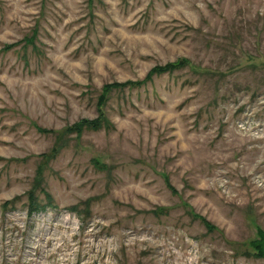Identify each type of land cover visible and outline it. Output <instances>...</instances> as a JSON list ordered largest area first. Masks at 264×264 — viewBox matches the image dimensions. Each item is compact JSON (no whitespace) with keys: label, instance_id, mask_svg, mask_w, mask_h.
<instances>
[{"label":"rangeland","instance_id":"374dc122","mask_svg":"<svg viewBox=\"0 0 264 264\" xmlns=\"http://www.w3.org/2000/svg\"><path fill=\"white\" fill-rule=\"evenodd\" d=\"M259 240L264 0H0V264H264Z\"/></svg>","mask_w":264,"mask_h":264},{"label":"trees","instance_id":"16d2710c","mask_svg":"<svg viewBox=\"0 0 264 264\" xmlns=\"http://www.w3.org/2000/svg\"><path fill=\"white\" fill-rule=\"evenodd\" d=\"M30 43L32 42L31 40H28ZM12 48V46H7V47H4L3 50L4 51H8ZM34 48V47H33ZM191 65V63L189 62V60L187 59H180V60H176L174 62H171V63H167L163 66H158V67H155L153 68L151 71H150V74H149V77L151 75H161V74H164V73H171L173 71H176V70H179L181 68H185V67H189ZM124 85H127V84H124ZM120 86L119 84H116L115 85V88ZM106 92L107 89H105ZM103 100V99H102ZM104 123V126L108 125V122L107 120H103L102 121ZM102 122L99 120H97L96 122H87V121H82L80 123H77L74 127H73V132L77 133L78 135L83 131L84 128L86 129H93V130H98L100 129L101 127V124ZM40 130V129H39ZM41 132H46L44 130H40ZM206 224V228L208 231H212L213 230V226L211 224H208V223H205ZM261 245V248L258 249V246ZM251 247L254 248L255 250V253L257 254L256 256L258 257H261V258H264V244H261L260 243V240L257 241V242H253L251 243Z\"/></svg>","mask_w":264,"mask_h":264}]
</instances>
